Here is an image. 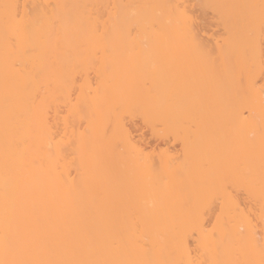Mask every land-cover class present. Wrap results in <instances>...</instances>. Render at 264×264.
I'll use <instances>...</instances> for the list:
<instances>
[{
  "label": "bare ground",
  "instance_id": "6f19581e",
  "mask_svg": "<svg viewBox=\"0 0 264 264\" xmlns=\"http://www.w3.org/2000/svg\"><path fill=\"white\" fill-rule=\"evenodd\" d=\"M209 1L221 13L223 28L222 37L214 40L213 55L198 36L185 0H139L137 9L114 4L107 20L93 14V7L104 0H46L30 13L18 10V0H0V264H193L187 246L192 229L207 255L206 264L259 262L254 222L237 203L226 200L216 236L205 233L197 203L184 204L199 190L195 192L194 184L181 186L178 168L166 156L155 167L148 155H142L122 118L135 108L149 122L160 121L179 136L182 120L191 114L172 102L173 93L185 86L174 78L181 68L174 64L175 57L199 58L200 65L208 66L211 54L228 71V86L214 88L223 107L218 112L212 108L209 94L215 77L209 75V82L200 75L194 88L205 91L207 98L190 111L206 118L225 112L231 122L246 123L245 133L260 131L264 0L257 1L259 6L253 0H236V10L230 2ZM17 24L22 26L19 32ZM131 26L136 30L133 36L128 33ZM6 28L9 38H16L11 52ZM193 36L199 47L193 46ZM96 57L101 78L94 94L89 95L91 82L84 80L76 102H71L76 69L86 70ZM165 68L172 78H152L153 92L142 96L135 78ZM108 69L113 74L107 75ZM119 73L126 75L125 81ZM58 97L74 113L86 109L89 114L85 129L74 136L75 179L64 164L66 132L57 139L53 130ZM185 136L180 138L183 146ZM182 150L193 154L192 149ZM231 157L233 179L238 180L237 171L243 174L248 193L261 199L264 264V138L257 135ZM239 157L250 167L246 172L235 169Z\"/></svg>",
  "mask_w": 264,
  "mask_h": 264
},
{
  "label": "rangeland",
  "instance_id": "374dc122",
  "mask_svg": "<svg viewBox=\"0 0 264 264\" xmlns=\"http://www.w3.org/2000/svg\"><path fill=\"white\" fill-rule=\"evenodd\" d=\"M44 1L46 0H35L34 2L31 0H18V10L20 11L24 8L26 12L30 13L35 6L39 4L43 5ZM253 1L256 3L258 0ZM173 2L175 3V0H173ZM223 2L232 3L230 4V7L236 10V0H223ZM118 3L130 4L128 6L135 9L139 8L141 5L139 0H104L103 4L93 7V14L99 15L101 20H107L110 17V11L115 9L113 8L114 4L116 5ZM185 4L195 25L198 36L203 40L207 51L209 53L211 52L213 55L214 52H212V50L214 48V40L221 38L223 34L221 13L211 6L209 0H185ZM257 6H259L258 2ZM135 32V27L131 26L128 31L129 35L133 36ZM262 49L264 51V38L262 40ZM211 54L209 55L211 58L210 65L208 66L200 65L201 59L199 58L184 59L179 56L175 57L174 64L177 63V66H180L181 68L174 78L177 77L180 78V80H183L185 86L183 87V90H176L173 93L172 102L173 105L178 108L180 107L184 111H189L191 114L190 117L182 120L179 136L173 131L166 130L160 121L149 122L144 117L143 113L137 109L135 110V108H131L129 111L123 113L122 118L126 127L131 131L132 139L141 146L142 155H148L152 161H154L153 163L156 165L155 167L158 166L160 159L163 158V156H166L169 159L170 164H172L173 167L178 168L181 186L184 188L188 186L190 188L195 187V192L199 190V192L194 193V195L192 192V196L189 194L190 196L188 195L189 197L184 199V204L188 205L191 203H197V217H199L200 220L199 225L205 233L216 236L214 231L218 220L224 214L225 201L233 200L237 203L238 209L245 215H248L254 222V224L253 222L252 224L255 228L257 238L259 239L260 258L259 262L253 264H261V199L258 198V196L256 197V195L253 196L248 193L246 188L247 179L245 180L241 177L243 174L240 175V172L237 171L238 182L235 181V177V179H233L230 163L233 150L235 152L240 149L247 141L254 140L257 135L264 138V125L261 127L262 124H258L260 125V131L257 134H253V129H250L252 133H248L250 130H247L246 133L248 134H246V130L242 129L246 123L244 121L231 122V120L224 116L225 112H223V116L216 113L217 116L206 118L200 117L198 114L190 111L192 110L191 107H199L205 104V99L207 98L205 91L201 92L194 88L197 82L195 78L200 75L205 79L207 78L209 82V75L215 77L216 83L211 86L213 91H210V94H208L214 98L212 108L215 112H218L219 108L223 107L224 100L218 97V94L214 92V88L216 85L223 89L228 86L229 77L226 73L228 71H224L222 68V61L212 59L213 57ZM137 61L144 62L143 59ZM99 64L100 59L96 57L89 61V66L87 65L86 70L84 69V71H82L83 69H76L77 71L73 75V90L70 95L71 102H76L75 96L79 91L78 86L84 80L91 82V89L88 90L89 95L94 94L93 88L98 86L101 78ZM190 73H192V76H189ZM106 74H113V71L108 69ZM117 77L123 81L126 79V75L123 73H119ZM152 78L169 79L172 78V73L165 68L160 71L150 72L149 74L136 77L135 79H139L137 85L140 87V93L142 96H145L147 92L153 89ZM258 81V85L261 84V76H259ZM97 90L99 92L101 91L100 88ZM152 92L153 91H151V93ZM190 97H192V99ZM188 99H191V102H188ZM56 103V116L53 120V130L57 132V139L58 137H61L63 132H66L68 141H66L67 144H63L62 146V149L64 150L63 152H65L64 164L69 170V176L75 179L77 176L78 165L77 160L75 162V153L73 151L74 145H76L74 139L76 138L75 135L77 133L82 132L85 129L86 119L89 117V114L86 112V109L83 110L80 108L82 114L77 112L74 113L71 110L72 107L69 109V105L61 97H58ZM53 110L54 107L52 106L51 114H53ZM112 123L113 121L109 120L107 124L112 125ZM185 135L188 137L187 140L185 139L187 142L184 141L185 146H183L180 138L182 139ZM183 147L189 150L192 149L193 151H191L193 154L191 153V155L188 156L185 153L186 151L182 150ZM117 150L122 151V146L118 144ZM208 155L210 157H208ZM243 161H241V157H239L238 162L235 164V169H238L241 172L244 170L246 172L245 168L249 166H246L248 165L247 161H245L246 165ZM256 161L257 160H255V162ZM257 162L259 163V161ZM209 164L214 166L211 167L212 171L209 170ZM261 167L262 166L260 165V169ZM255 170L257 171L258 168L256 167ZM263 171L264 170H262V172ZM259 174L261 177L260 172ZM250 176L248 177L250 178ZM193 184L194 186L191 187ZM102 185H106V189L108 191L110 190L107 183ZM256 185L257 184H255V186ZM198 187L199 189H197ZM191 219V221L194 220V218ZM192 223L193 222H191L190 225H192ZM190 225H187V227L190 228ZM197 240H199L198 233L192 229L187 237V246L190 257L193 260V264H206L207 255L204 250L200 248Z\"/></svg>",
  "mask_w": 264,
  "mask_h": 264
},
{
  "label": "snow or ice",
  "instance_id": "6c2138e0",
  "mask_svg": "<svg viewBox=\"0 0 264 264\" xmlns=\"http://www.w3.org/2000/svg\"><path fill=\"white\" fill-rule=\"evenodd\" d=\"M6 7H10V6H6ZM262 7H264V4H262ZM16 16V19H19L20 17V13L19 11L16 12L15 14ZM7 19V18H6ZM262 27H264V23H262ZM22 29V26L17 24L16 27H15V31L16 32H19L20 30ZM5 40H6V47L7 49L11 52L12 50L15 49L16 47V38L15 36H12L11 39L9 38V35H8V31H7V28L5 30ZM192 44L193 46L195 47H199V45L197 44L196 42V38L193 36L192 37ZM262 76H264V72H262ZM74 106V105H73ZM46 132H47V129H46Z\"/></svg>",
  "mask_w": 264,
  "mask_h": 264
}]
</instances>
